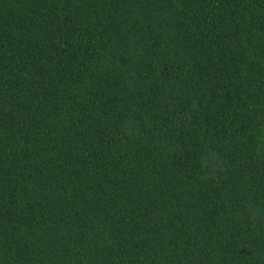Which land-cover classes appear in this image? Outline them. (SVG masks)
Returning a JSON list of instances; mask_svg holds the SVG:
<instances>
[{"label":"trees","instance_id":"16d2710c","mask_svg":"<svg viewBox=\"0 0 264 264\" xmlns=\"http://www.w3.org/2000/svg\"><path fill=\"white\" fill-rule=\"evenodd\" d=\"M0 264H264V0H0Z\"/></svg>","mask_w":264,"mask_h":264}]
</instances>
